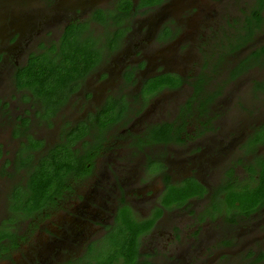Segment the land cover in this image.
Segmentation results:
<instances>
[{
  "label": "flooded vegetation",
  "instance_id": "obj_1",
  "mask_svg": "<svg viewBox=\"0 0 264 264\" xmlns=\"http://www.w3.org/2000/svg\"><path fill=\"white\" fill-rule=\"evenodd\" d=\"M193 1L0 0V264H264V0Z\"/></svg>",
  "mask_w": 264,
  "mask_h": 264
},
{
  "label": "trees",
  "instance_id": "obj_2",
  "mask_svg": "<svg viewBox=\"0 0 264 264\" xmlns=\"http://www.w3.org/2000/svg\"><path fill=\"white\" fill-rule=\"evenodd\" d=\"M131 4H125L121 6V10L124 11L125 13L130 11ZM71 32L69 31V28L67 29V32L64 34L62 38V46H61V53L62 56L59 55L62 59V64L55 66H49V67H33L31 66V72L33 75L36 77H32L30 81V86L32 88H38L39 86L43 85L42 82H45V90H48V85L49 84H58L59 90H66V88L75 81L74 76L79 75L76 72V69H80L79 66L77 65V60L80 58H84L85 54L82 52L81 49L79 51L74 50L73 45H81L77 41L70 42L69 38L71 37ZM67 42L70 43L67 45L66 50H64L63 44ZM80 42V41H79ZM82 55V56H81ZM81 56V57H80ZM30 71H28L26 74H28ZM39 78H42L39 80ZM42 88V87H41ZM64 92V91H63ZM32 190L34 191L33 197L35 198L36 193L35 189L38 190L37 184L33 181V185L31 184ZM262 188V191H256L255 194L249 195L248 196V203L251 204V206H254L256 204H259L261 201V198H264V184L260 187ZM236 201V199L233 200V202ZM127 253L125 254L124 257V262L123 264H136V249L134 247V242L129 243L127 248H125ZM110 264H117L120 263V260L118 258H110Z\"/></svg>",
  "mask_w": 264,
  "mask_h": 264
},
{
  "label": "rangeland",
  "instance_id": "obj_3",
  "mask_svg": "<svg viewBox=\"0 0 264 264\" xmlns=\"http://www.w3.org/2000/svg\"><path fill=\"white\" fill-rule=\"evenodd\" d=\"M193 1V0H191ZM194 2V1H193ZM201 6L203 7L204 11H207L206 3H211L210 0H200ZM195 3V2H194ZM106 5H111V2H106ZM173 6V13L172 16H170V20L173 22V24L177 26V20L181 16V14L184 12V9L182 6L178 3H172ZM190 16L189 20V26L187 28V42H190L193 40L196 35L200 32L199 27V20L201 18V14H198V10H196L193 14H188L187 17ZM182 44L176 40L173 43H170V45L165 49V60H170L174 63V66L171 68L173 71H177V67L181 66H188L190 62L194 61V59L197 57L195 51L193 49H186L185 52H182ZM199 57H197L198 59ZM249 251H254L252 248L249 249ZM240 261V256H237L234 258V263H237Z\"/></svg>",
  "mask_w": 264,
  "mask_h": 264
}]
</instances>
